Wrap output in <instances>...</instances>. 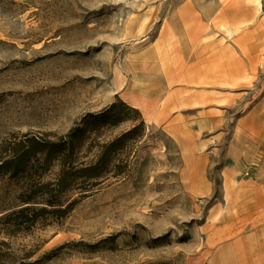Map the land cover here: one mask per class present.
I'll return each mask as SVG.
<instances>
[{
	"label": "rangeland",
	"instance_id": "obj_1",
	"mask_svg": "<svg viewBox=\"0 0 264 264\" xmlns=\"http://www.w3.org/2000/svg\"><path fill=\"white\" fill-rule=\"evenodd\" d=\"M257 1L0 0V264H264Z\"/></svg>",
	"mask_w": 264,
	"mask_h": 264
},
{
	"label": "trees",
	"instance_id": "obj_2",
	"mask_svg": "<svg viewBox=\"0 0 264 264\" xmlns=\"http://www.w3.org/2000/svg\"><path fill=\"white\" fill-rule=\"evenodd\" d=\"M30 145L22 147L20 150H17L14 154V156L4 162L6 166L13 167L14 170L19 169L23 166V164L26 162L27 157L30 155L31 152L39 151V142L35 139L30 140ZM83 171L87 172L89 176H102V169H99L98 165L89 166L86 169H83ZM27 203H32L34 201H31V198L25 199ZM35 208H32V205H27L25 207L20 208L19 210L11 213V215H19L24 216L27 212L31 210H35ZM44 210V211H43ZM41 211L45 212V209H42ZM9 215V216H11Z\"/></svg>",
	"mask_w": 264,
	"mask_h": 264
},
{
	"label": "bare ground",
	"instance_id": "obj_3",
	"mask_svg": "<svg viewBox=\"0 0 264 264\" xmlns=\"http://www.w3.org/2000/svg\"><path fill=\"white\" fill-rule=\"evenodd\" d=\"M257 2H258V5H260V6L262 5V0H258ZM227 30H228V33L231 34V33L234 32V31H238V28L234 29L233 31H232V29H230V28H227Z\"/></svg>",
	"mask_w": 264,
	"mask_h": 264
},
{
	"label": "built area",
	"instance_id": "obj_4",
	"mask_svg": "<svg viewBox=\"0 0 264 264\" xmlns=\"http://www.w3.org/2000/svg\"><path fill=\"white\" fill-rule=\"evenodd\" d=\"M263 8H264V4H263Z\"/></svg>",
	"mask_w": 264,
	"mask_h": 264
}]
</instances>
